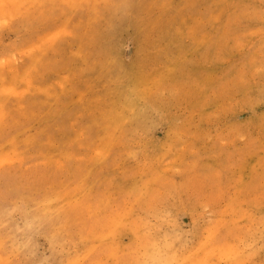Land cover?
Returning a JSON list of instances; mask_svg holds the SVG:
<instances>
[{"label": "rangeland", "instance_id": "obj_1", "mask_svg": "<svg viewBox=\"0 0 264 264\" xmlns=\"http://www.w3.org/2000/svg\"><path fill=\"white\" fill-rule=\"evenodd\" d=\"M0 264H264V0H0Z\"/></svg>", "mask_w": 264, "mask_h": 264}]
</instances>
